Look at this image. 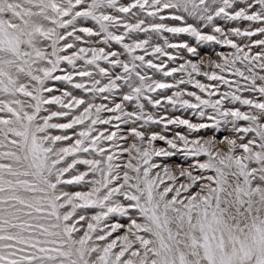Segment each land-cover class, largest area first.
Returning <instances> with one entry per match:
<instances>
[{"label": "snow or ice", "instance_id": "1", "mask_svg": "<svg viewBox=\"0 0 264 264\" xmlns=\"http://www.w3.org/2000/svg\"><path fill=\"white\" fill-rule=\"evenodd\" d=\"M256 36L264 0H0V264H264Z\"/></svg>", "mask_w": 264, "mask_h": 264}, {"label": "rangeland", "instance_id": "2", "mask_svg": "<svg viewBox=\"0 0 264 264\" xmlns=\"http://www.w3.org/2000/svg\"><path fill=\"white\" fill-rule=\"evenodd\" d=\"M219 23L221 24L222 27H233V26H240L241 28L247 26L246 23H241L239 25L237 24H234V23H228L226 24L224 21H219ZM260 38H264V37H260V36H256V37H253V39H260ZM181 39H184V40H189L190 42H193L194 41H191L189 37H187L186 35L182 36ZM237 42H244V43H247L248 41L247 40H241V39H238ZM118 47V46H117ZM259 49H254V51H257ZM200 51V55L202 57H207V56H211L213 58H215V52L216 51H223V52H228L230 51V49L226 46H221V45H214V44H205V45H202L199 49ZM184 58L187 59L189 58L187 55H184ZM196 59H199V57H197ZM182 62V60H177L173 66H178L180 63ZM149 75H153L152 72H149ZM157 79H160L161 76L160 75H156ZM202 80V82H207L205 78H200ZM169 82H171V79L169 78ZM60 86V85H58ZM189 90H193L192 89V86L189 85L188 86ZM222 90H226L224 88H222ZM168 94L170 95L171 94V91H168ZM117 99H119V97H117ZM148 111H153L151 109V107L149 106L147 108ZM169 115H183L185 116L186 118L189 116V113L188 112H185L184 110H180V109H177V110H172V109H169ZM193 122H196V118H193ZM147 127H151L153 128V130H156V131H161L163 126H154V125H149ZM211 133L210 132H202L201 135H204V136H207V135H210ZM223 134H227V133H223ZM157 145L158 146H164L163 145V142L161 141H158L157 142ZM161 159H164V162H167V163H178V162H181V157H175V158H172V159H165V158H161ZM74 190V189H72Z\"/></svg>", "mask_w": 264, "mask_h": 264}]
</instances>
